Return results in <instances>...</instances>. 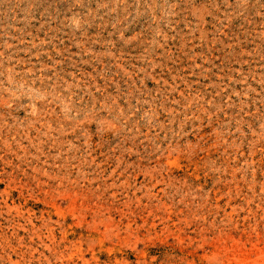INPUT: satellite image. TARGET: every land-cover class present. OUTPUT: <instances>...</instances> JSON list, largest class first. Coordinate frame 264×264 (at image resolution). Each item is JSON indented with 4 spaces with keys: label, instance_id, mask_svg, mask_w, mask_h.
Masks as SVG:
<instances>
[{
    "label": "rangeland",
    "instance_id": "rangeland-1",
    "mask_svg": "<svg viewBox=\"0 0 264 264\" xmlns=\"http://www.w3.org/2000/svg\"><path fill=\"white\" fill-rule=\"evenodd\" d=\"M0 264H264V0H0Z\"/></svg>",
    "mask_w": 264,
    "mask_h": 264
}]
</instances>
